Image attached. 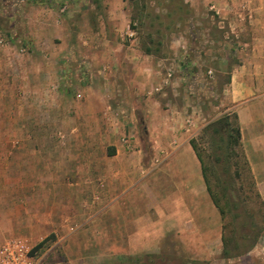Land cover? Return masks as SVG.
<instances>
[{"label":"rangeland","instance_id":"obj_1","mask_svg":"<svg viewBox=\"0 0 264 264\" xmlns=\"http://www.w3.org/2000/svg\"><path fill=\"white\" fill-rule=\"evenodd\" d=\"M248 12H264V0H0V244H41L40 264H205L183 256L156 214L154 231L130 226L139 232L121 241L101 233L97 190L108 184L101 171L116 146L138 155L139 176L160 164L148 101L176 111L198 144L223 211L225 263L264 264V205L249 167L236 147L217 162L218 137L206 129L226 108L229 72L251 40ZM86 88L106 105L92 118L82 111ZM88 180L94 189L82 210L59 202L53 187ZM118 249L138 253L119 258Z\"/></svg>","mask_w":264,"mask_h":264},{"label":"crops","instance_id":"obj_2","mask_svg":"<svg viewBox=\"0 0 264 264\" xmlns=\"http://www.w3.org/2000/svg\"><path fill=\"white\" fill-rule=\"evenodd\" d=\"M248 17L251 40L242 43L245 48L239 55V62L231 67L224 90L227 106L219 115L233 114L236 118L240 152L264 205V12H248ZM134 65L137 66V62ZM84 93L82 111L90 118V114L106 108L95 89L86 88ZM147 105L143 111L147 114L149 141L161 146L160 164L139 176L138 155L116 146L110 157L112 167L108 171L103 167L101 171L108 184L97 190L101 233L104 235L107 228L112 233L108 238L121 241L123 233L133 235L135 229L139 232L138 228L130 226L142 225L147 231L152 229L149 219L156 214L163 220L161 232L170 233L171 241L183 244V256L194 262L226 264L222 217L208 192L201 162L190 145L191 135L180 130V122L170 115L176 111L160 110L158 104L149 105L148 101ZM160 114L161 117L157 116ZM155 129L157 135L153 133ZM69 173L72 177L83 175L77 170H66L64 176ZM89 182L86 185L63 183L53 189H59L56 194L61 195L57 198L63 206L82 210L89 202L88 192L94 189ZM115 253L121 258L138 251L128 254L118 249Z\"/></svg>","mask_w":264,"mask_h":264},{"label":"trees","instance_id":"obj_3","mask_svg":"<svg viewBox=\"0 0 264 264\" xmlns=\"http://www.w3.org/2000/svg\"><path fill=\"white\" fill-rule=\"evenodd\" d=\"M29 3L32 4H39V3H44L47 5L51 4V0H28ZM145 52L148 54L150 51L149 50H145ZM232 118L234 120V124L235 126L232 128V132L233 134L231 136H229V131L227 130L229 127V123H228V115H223L220 118L216 119L215 121L211 122L208 127L206 128L207 130H210L217 138V140L214 142L215 145V150L219 153L216 156V161H222L228 163V159L229 157H231L234 153V148H239L240 151V141H239V130H238V124L236 121V118L234 117V115L232 114ZM225 128V130H224ZM205 129V130H206ZM223 134V135H222ZM225 135V137H223ZM190 145L193 148L194 152L196 153L199 161L201 162L202 165V172H203V177L205 179V183L207 185V189L208 192L213 200V203L215 204V206L217 207V209L219 210V213L221 215H223V211L219 206L218 200L215 197L214 193L212 192V189L210 187L209 184V180H208V167L205 165V162L203 160V157L198 149V144L196 143V141L194 139L190 140ZM220 153L222 154L220 156ZM242 156V154H241ZM242 158V162L243 165L246 167L247 166V162L244 159V156L241 157ZM248 167V166H247ZM248 172L249 169L247 170ZM256 191V190H255ZM257 197L259 198L258 193L256 192ZM260 199V198H259ZM222 241H223V258H230L232 257L231 255H229L230 253V249L228 247V241L225 239V237H222ZM41 248V244H39L38 246H36L34 248V251H37Z\"/></svg>","mask_w":264,"mask_h":264},{"label":"built area","instance_id":"obj_4","mask_svg":"<svg viewBox=\"0 0 264 264\" xmlns=\"http://www.w3.org/2000/svg\"><path fill=\"white\" fill-rule=\"evenodd\" d=\"M126 34L128 37H131L134 33L128 27ZM122 141L125 148L129 151L133 150L130 138L123 137ZM0 264H39V256L28 242L14 238L0 245Z\"/></svg>","mask_w":264,"mask_h":264}]
</instances>
